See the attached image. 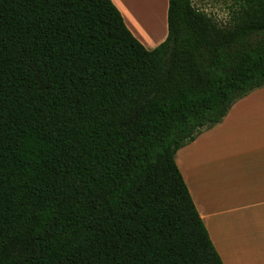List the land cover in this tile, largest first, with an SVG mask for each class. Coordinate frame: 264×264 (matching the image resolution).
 <instances>
[{
    "label": "trees",
    "instance_id": "obj_1",
    "mask_svg": "<svg viewBox=\"0 0 264 264\" xmlns=\"http://www.w3.org/2000/svg\"><path fill=\"white\" fill-rule=\"evenodd\" d=\"M261 87L264 0H0V264H224L175 156Z\"/></svg>",
    "mask_w": 264,
    "mask_h": 264
},
{
    "label": "crops",
    "instance_id": "obj_2",
    "mask_svg": "<svg viewBox=\"0 0 264 264\" xmlns=\"http://www.w3.org/2000/svg\"><path fill=\"white\" fill-rule=\"evenodd\" d=\"M112 1L128 28L147 49H154L166 40L169 0ZM254 94L258 97L249 95L236 101L220 123L202 130L194 141L178 149L175 156L224 264H264V212L257 210L261 206L258 202L262 199L261 203L264 202V194H260V200L238 208L251 209L250 215L242 220L241 216L232 215L234 210L228 209V190L222 192L223 189L217 187L218 184L228 183L230 177L242 181L249 175L247 171L243 172L248 155L261 167V178H264V88ZM242 116L248 117L258 128L255 132L247 131L243 141L246 145L254 137L258 141L250 147L243 148L242 143L241 148H235L241 158L237 160L235 174L233 171L230 174L228 132L224 130L230 122ZM191 150H195L192 158Z\"/></svg>",
    "mask_w": 264,
    "mask_h": 264
},
{
    "label": "rangeland",
    "instance_id": "obj_3",
    "mask_svg": "<svg viewBox=\"0 0 264 264\" xmlns=\"http://www.w3.org/2000/svg\"><path fill=\"white\" fill-rule=\"evenodd\" d=\"M192 2L196 7L202 8L205 11H207L209 14L215 17L216 20L220 22H226L230 17V11L231 8L233 7L235 0H192ZM261 88H256L243 97L253 95V97L256 98L258 96L257 94L254 93L259 91V89ZM256 129L258 130V128L254 126L253 122L250 119H248V117L242 116V118L241 117L237 118L235 122L234 121L230 122L229 126L224 130L225 132H228V169L230 174L231 171H233V174H235L236 164L238 163L237 160L241 158L240 155L236 154L235 148H241L242 143H243L242 146L243 148L253 146L258 141L257 138L254 137L253 141L249 139L248 140L249 146L246 145V141L243 140H246L244 139V137L247 136L246 133L247 131L255 132ZM234 133L237 134L232 135ZM218 143L222 145L221 142ZM229 148L232 149L229 150ZM194 151L195 150L190 151L191 158L194 155ZM248 156H249L247 157L248 161L245 160V165L243 166V172L246 173L247 171L249 174L245 179L239 181L236 180L237 178H231L228 175L230 177L228 183H222L217 185L219 190L223 189L221 190L222 192L223 191L226 192V190H228V209L230 211L234 210L232 215L234 217L241 216L242 220L250 215L251 209H246V208L238 209V208L242 207V205L243 206L248 205L251 201L260 200L262 198V195L260 194H264V178L263 176H262L263 180L261 178V167L258 165L256 161H253L251 155ZM262 200L258 202V204L261 205L257 209L259 212H264V202L261 203Z\"/></svg>",
    "mask_w": 264,
    "mask_h": 264
}]
</instances>
